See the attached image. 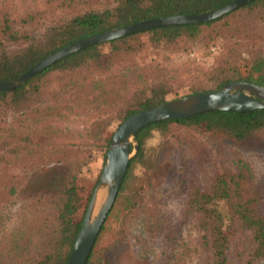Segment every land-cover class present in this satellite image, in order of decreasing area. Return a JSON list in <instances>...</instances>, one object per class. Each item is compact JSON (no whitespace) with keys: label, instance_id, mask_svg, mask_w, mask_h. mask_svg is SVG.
<instances>
[{"label":"trees","instance_id":"obj_1","mask_svg":"<svg viewBox=\"0 0 264 264\" xmlns=\"http://www.w3.org/2000/svg\"><path fill=\"white\" fill-rule=\"evenodd\" d=\"M50 1L53 7L49 4L26 13L17 22L0 10V81L89 35L143 19L202 13L231 0ZM56 9L61 13L53 14ZM207 30L227 42L232 38V43L208 77L211 87L192 88L188 94L212 91L233 80L264 86V57L241 56L236 51L240 42L248 45L264 40V0H251L207 21L160 25L140 32L148 33L153 46L178 48L182 38L194 39ZM136 33L86 46L18 87L0 90V264H64L67 259L92 187L82 201L80 171L89 153L76 141L80 135L61 125L64 120L90 110L101 113L98 109L105 108L90 138L105 151L112 133L106 134V128L111 122L118 124L132 113L165 101L167 89L158 83L148 85L147 93L142 91L146 88L140 89L127 104L107 103L104 95L108 93L92 78L100 69L134 55L132 36ZM105 43L107 51L101 48ZM172 123L227 142L236 153L235 168L214 173L207 187L187 185L176 212H170L160 199L146 198L148 176L144 179L133 173L137 165L151 168L144 143L152 131L164 133ZM180 140L198 164L206 160L203 143L191 137ZM133 141L136 150L84 264H113L111 251L129 233L132 217L139 256L155 255L156 261L149 264H177L176 238L191 211L197 213L203 264H264V200L250 165L241 157V151L264 149V107L241 112L207 110L186 118L158 120L138 129ZM220 200H225V213L217 207Z\"/></svg>","mask_w":264,"mask_h":264},{"label":"rangeland","instance_id":"obj_2","mask_svg":"<svg viewBox=\"0 0 264 264\" xmlns=\"http://www.w3.org/2000/svg\"><path fill=\"white\" fill-rule=\"evenodd\" d=\"M49 1L0 0V10L6 11L17 22L19 17L26 13L40 11L49 4L53 7L55 3ZM59 13L61 11L56 9L53 14ZM37 26L38 24H35L32 27ZM132 38L135 47L133 56L118 60L108 69H100L92 74V78L100 82L99 88L108 93L104 95L107 103L127 104L140 92V89L146 88L142 91L147 93L150 87L148 85L158 83L163 84L167 89L163 94L165 101L184 96L192 88H209L211 87L209 75L223 61L227 47L232 43V38L227 42L219 33L215 34L209 30L194 39L182 38L178 48L153 46L148 41L146 32L136 33ZM251 43L252 41L245 45L240 42L236 51L241 56L264 57V40ZM101 48L103 51L108 50L106 43ZM98 110L101 113L90 110L88 114L72 116L61 123L62 126L80 135L76 141L83 143V149L89 153L87 164L80 171L79 193L82 201L85 200L90 187L93 189L104 162L105 151L99 149L97 143L90 139L95 124L106 111L105 108ZM116 125V121L111 122L106 128V134L111 133ZM182 137H191L194 141L203 143L207 157L204 162L197 163L193 153L181 142ZM144 150L151 168L144 170L142 166L137 165L133 173L143 176L144 179L148 176L145 197L153 198L154 201L160 199L165 206H168L170 212L177 211L178 203L187 185L205 188L214 173L233 170L236 164L234 146L214 140L196 129L174 123L164 133L152 131L151 136L144 143ZM241 153V157L252 169L253 182L259 186L260 197L264 200V149L250 148ZM103 192H100L101 196ZM217 207L225 213V200H220ZM14 218L12 221L16 222L18 218ZM134 221L135 217L128 220L129 233L111 251L113 264H149L148 261H156L155 255L150 258L139 256L134 236L137 232L135 226H132ZM198 235L197 213L191 211L185 216L176 238L177 264H203V251L198 243Z\"/></svg>","mask_w":264,"mask_h":264},{"label":"water","instance_id":"obj_3","mask_svg":"<svg viewBox=\"0 0 264 264\" xmlns=\"http://www.w3.org/2000/svg\"><path fill=\"white\" fill-rule=\"evenodd\" d=\"M251 0H231L214 9L183 15H168L139 20L121 27L89 35L73 41L18 75L0 81V90L18 87L32 75L38 73L56 60L76 52L86 46L105 42L131 33L140 32L152 27L168 24H186L207 21L223 15ZM264 107V86L243 80H233L222 84L212 91L197 92L180 96L156 104L148 109L137 111L120 121L113 129L108 147L104 152V162L86 204L84 215L75 234L71 249L64 264H84L99 229L109 212L120 183L123 179L129 157L136 150L133 141L134 133L142 126L163 119H180L207 110L247 111ZM132 144V149L129 148ZM100 202L93 212L96 193Z\"/></svg>","mask_w":264,"mask_h":264},{"label":"bare ground","instance_id":"obj_4","mask_svg":"<svg viewBox=\"0 0 264 264\" xmlns=\"http://www.w3.org/2000/svg\"><path fill=\"white\" fill-rule=\"evenodd\" d=\"M100 195H101V193H100V194H99V192L96 193V198H95V203H94L93 212L96 211V208H97V206H98V204H99V202H100Z\"/></svg>","mask_w":264,"mask_h":264}]
</instances>
